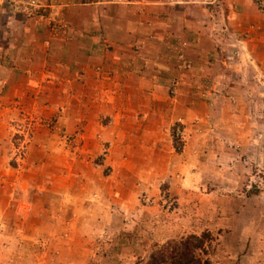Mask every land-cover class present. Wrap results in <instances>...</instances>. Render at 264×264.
<instances>
[{"label":"crops","instance_id":"obj_1","mask_svg":"<svg viewBox=\"0 0 264 264\" xmlns=\"http://www.w3.org/2000/svg\"><path fill=\"white\" fill-rule=\"evenodd\" d=\"M48 2L51 18H35L0 0V210L14 197L31 204L23 237L43 229L73 252L85 228L137 226L141 190L157 195L182 172L199 131L264 149V0ZM218 102L232 112L211 124ZM256 106L259 122H240ZM17 131L28 151L13 166Z\"/></svg>","mask_w":264,"mask_h":264},{"label":"rangeland","instance_id":"obj_2","mask_svg":"<svg viewBox=\"0 0 264 264\" xmlns=\"http://www.w3.org/2000/svg\"><path fill=\"white\" fill-rule=\"evenodd\" d=\"M187 60L191 68L180 69L193 68ZM262 107L264 110V104ZM231 110L228 105L216 106L208 115L210 123ZM246 110L244 106L242 113ZM254 111L256 116L246 113V120L240 122L254 117L259 122L258 106ZM196 123L202 126L199 120ZM23 133L16 132L19 144L9 152L13 166H18L28 151L20 140L25 138ZM202 134L199 131L190 140L182 172L163 181L157 195L141 190L139 202L147 209L141 212L137 226L85 228L84 236L73 240L78 241L76 251H64L61 246L66 248V244L49 240L43 229L36 227L27 228L30 237H23L20 219L29 221L32 206L14 197L0 210V264H138L158 244L204 232L215 239L211 250L214 264H264V149L235 146L234 140L242 142L240 135L228 130L207 132L205 140ZM173 139L176 151L185 152L187 141L180 124L174 126ZM217 139L225 146L215 148L212 144ZM257 159L263 166L257 165ZM61 167L66 169L63 163Z\"/></svg>","mask_w":264,"mask_h":264},{"label":"trees","instance_id":"obj_3","mask_svg":"<svg viewBox=\"0 0 264 264\" xmlns=\"http://www.w3.org/2000/svg\"><path fill=\"white\" fill-rule=\"evenodd\" d=\"M214 237L210 232L190 234L158 244L138 264H214L211 259Z\"/></svg>","mask_w":264,"mask_h":264},{"label":"built area","instance_id":"obj_4","mask_svg":"<svg viewBox=\"0 0 264 264\" xmlns=\"http://www.w3.org/2000/svg\"><path fill=\"white\" fill-rule=\"evenodd\" d=\"M11 7L17 11L24 13L29 17L35 18H51V3L48 0H7ZM56 26L66 28L67 24L63 17L51 20ZM180 68H191V63L186 59L185 54L179 56ZM179 85V81L174 82V87Z\"/></svg>","mask_w":264,"mask_h":264}]
</instances>
